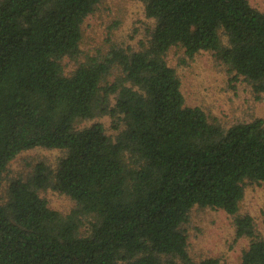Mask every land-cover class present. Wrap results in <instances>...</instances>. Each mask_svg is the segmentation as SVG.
Here are the masks:
<instances>
[{"label": "trees", "instance_id": "trees-1", "mask_svg": "<svg viewBox=\"0 0 264 264\" xmlns=\"http://www.w3.org/2000/svg\"><path fill=\"white\" fill-rule=\"evenodd\" d=\"M101 1L0 0V184L20 152H63L9 183L0 264H224L191 258L181 225L194 205L233 216L236 236L249 237L240 264H264V238L237 213L245 180L264 182V122H210L185 104L165 59L173 46L211 51L264 92V11L248 0H141L154 19L143 45L78 61ZM105 114L114 136L100 121L77 126ZM47 188L75 207L51 208Z\"/></svg>", "mask_w": 264, "mask_h": 264}, {"label": "rangeland", "instance_id": "rangeland-1", "mask_svg": "<svg viewBox=\"0 0 264 264\" xmlns=\"http://www.w3.org/2000/svg\"><path fill=\"white\" fill-rule=\"evenodd\" d=\"M264 11V0H248ZM154 19L146 16L141 0H102L89 14L83 25L81 54L78 61L101 54L110 46L135 48L143 45ZM173 66L181 81L185 104L199 106L210 122L223 127L238 122L261 118L264 122V92H256L252 84L237 75L211 51H200L192 57L180 46L171 47L165 57ZM66 72L76 66V61L65 60ZM95 121L104 124L112 136L115 119L108 114L81 120L78 127ZM63 154L58 148L35 147L24 150L14 157L3 172L0 184V202L7 199V188L11 180L26 179L37 161L44 160L55 166ZM51 208L62 214L75 207L69 196L51 188L40 191ZM238 214L252 217L255 233L264 238V182L245 180L244 194L239 201ZM186 232L188 251L194 261L204 257H218L224 264H240L241 255L248 247L249 237H237L233 216L220 208L194 205L187 220L181 225Z\"/></svg>", "mask_w": 264, "mask_h": 264}]
</instances>
